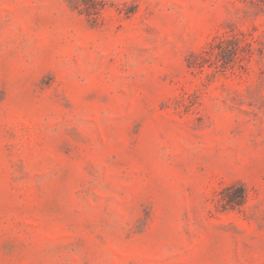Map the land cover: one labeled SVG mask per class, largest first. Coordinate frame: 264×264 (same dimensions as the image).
<instances>
[{
    "label": "rangeland",
    "instance_id": "rangeland-1",
    "mask_svg": "<svg viewBox=\"0 0 264 264\" xmlns=\"http://www.w3.org/2000/svg\"><path fill=\"white\" fill-rule=\"evenodd\" d=\"M0 264H264V0H0Z\"/></svg>",
    "mask_w": 264,
    "mask_h": 264
}]
</instances>
